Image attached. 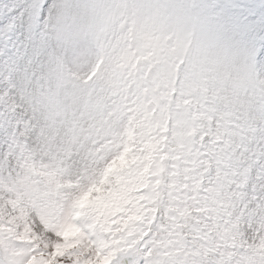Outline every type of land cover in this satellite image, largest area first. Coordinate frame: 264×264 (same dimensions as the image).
Listing matches in <instances>:
<instances>
[{"label":"snow or ice","instance_id":"6c2138e0","mask_svg":"<svg viewBox=\"0 0 264 264\" xmlns=\"http://www.w3.org/2000/svg\"><path fill=\"white\" fill-rule=\"evenodd\" d=\"M0 264H264V0H0Z\"/></svg>","mask_w":264,"mask_h":264}]
</instances>
